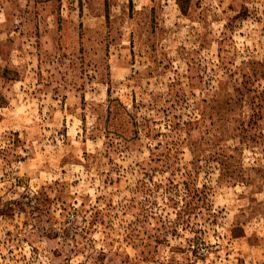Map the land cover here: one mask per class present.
I'll return each instance as SVG.
<instances>
[{
  "label": "rangeland",
  "instance_id": "1",
  "mask_svg": "<svg viewBox=\"0 0 264 264\" xmlns=\"http://www.w3.org/2000/svg\"><path fill=\"white\" fill-rule=\"evenodd\" d=\"M0 264H264V0H0Z\"/></svg>",
  "mask_w": 264,
  "mask_h": 264
}]
</instances>
